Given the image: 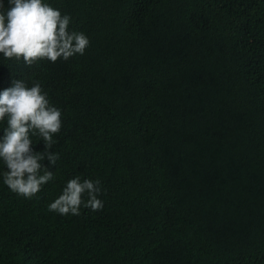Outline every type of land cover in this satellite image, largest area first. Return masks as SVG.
Segmentation results:
<instances>
[{
	"label": "trees",
	"instance_id": "16d2710c",
	"mask_svg": "<svg viewBox=\"0 0 264 264\" xmlns=\"http://www.w3.org/2000/svg\"><path fill=\"white\" fill-rule=\"evenodd\" d=\"M47 2L89 45L0 56V88L62 111L53 179L25 198L0 176V264H264V0ZM77 175L103 207L49 211Z\"/></svg>",
	"mask_w": 264,
	"mask_h": 264
},
{
	"label": "clouds",
	"instance_id": "9594fccd",
	"mask_svg": "<svg viewBox=\"0 0 264 264\" xmlns=\"http://www.w3.org/2000/svg\"><path fill=\"white\" fill-rule=\"evenodd\" d=\"M0 0V56L23 60L31 65L39 59L50 62L84 54L88 36L70 27L69 14H61L47 0ZM62 111L52 104L39 81L29 85L13 78L0 88V173L2 182L12 192L31 198L53 179V171L42 162L55 165L59 154L52 151L54 134L61 129ZM43 141L42 150H34L32 137ZM99 179H68L61 193L48 205L60 215H79L80 207L93 211L103 207ZM84 197H87L85 200Z\"/></svg>",
	"mask_w": 264,
	"mask_h": 264
}]
</instances>
